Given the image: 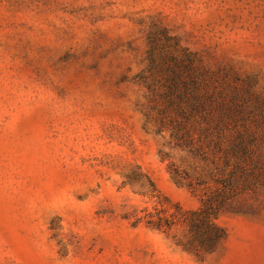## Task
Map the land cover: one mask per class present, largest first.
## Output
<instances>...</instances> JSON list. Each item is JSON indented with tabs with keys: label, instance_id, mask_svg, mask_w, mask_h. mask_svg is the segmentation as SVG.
<instances>
[{
	"label": "rangeland",
	"instance_id": "374dc122",
	"mask_svg": "<svg viewBox=\"0 0 264 264\" xmlns=\"http://www.w3.org/2000/svg\"><path fill=\"white\" fill-rule=\"evenodd\" d=\"M0 264H264V0H0Z\"/></svg>",
	"mask_w": 264,
	"mask_h": 264
},
{
	"label": "trees",
	"instance_id": "16d2710c",
	"mask_svg": "<svg viewBox=\"0 0 264 264\" xmlns=\"http://www.w3.org/2000/svg\"><path fill=\"white\" fill-rule=\"evenodd\" d=\"M173 135L179 141V143L191 142L192 134L189 129H186L183 124L178 125L173 129ZM246 152V144L243 141L235 142L230 147V154L242 160L243 155ZM230 157L227 155L225 159L226 166L230 165ZM243 166L237 164L228 174L221 172L218 175L217 181L221 184L216 195L208 197L202 201L203 206L199 211L192 212L194 219L191 224L192 238L189 241V249L197 252L212 250L215 245L223 238L224 230L216 222L222 206L232 192L237 188L236 175L237 172L243 170ZM153 184V183H152ZM191 186V183H188ZM157 191V189H154ZM158 194V193H157ZM166 202H169L167 197H164ZM177 212L182 213L181 207L176 204ZM146 223L160 230L167 231L176 224L175 215H167L165 209L159 210L156 214L147 213Z\"/></svg>",
	"mask_w": 264,
	"mask_h": 264
}]
</instances>
